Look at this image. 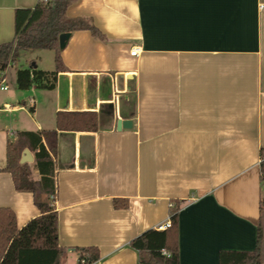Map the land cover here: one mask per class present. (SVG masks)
Masks as SVG:
<instances>
[{"label": "crops", "instance_id": "1", "mask_svg": "<svg viewBox=\"0 0 264 264\" xmlns=\"http://www.w3.org/2000/svg\"><path fill=\"white\" fill-rule=\"evenodd\" d=\"M39 1L0 0V45L14 39L16 10ZM67 16L100 34L70 33L54 90H20L17 66L6 71L0 209L19 230L41 215L5 171L7 146L19 133L57 131L62 264L90 248L93 264H140L131 242L168 222L174 204L180 264L254 250L264 225V0H77ZM42 62L54 71L55 59ZM59 113H95L97 129L58 130ZM119 120L133 127L119 131Z\"/></svg>", "mask_w": 264, "mask_h": 264}, {"label": "trees", "instance_id": "2", "mask_svg": "<svg viewBox=\"0 0 264 264\" xmlns=\"http://www.w3.org/2000/svg\"><path fill=\"white\" fill-rule=\"evenodd\" d=\"M76 1L40 0L34 8L16 10L14 39L0 45V71L16 67L20 53L26 50L52 51L55 59L52 72L40 70L36 65L17 69L18 89L29 90L33 86L43 90L56 88L58 74L65 70L59 47L62 34L90 31L99 36V31L90 20L67 16L68 8ZM57 127L63 131L81 127L96 130L97 115L59 113ZM16 137L7 146L5 171L12 175L17 191L34 195L41 215L19 230L15 214L11 210L0 209V264H62L65 250L58 243V214L55 209L57 131L25 132ZM25 149L34 153L33 164L20 163ZM261 157L264 186V150ZM35 171L39 173V179L34 177ZM261 210L264 212V198ZM179 212L180 207L171 205L169 228L164 231L149 230L131 242V247L139 254L140 264H180ZM263 232V227H260L256 248L252 251H221L219 264H262ZM83 253L87 264L99 259L96 249L90 248Z\"/></svg>", "mask_w": 264, "mask_h": 264}, {"label": "rangeland", "instance_id": "3", "mask_svg": "<svg viewBox=\"0 0 264 264\" xmlns=\"http://www.w3.org/2000/svg\"><path fill=\"white\" fill-rule=\"evenodd\" d=\"M42 59V63L40 64L41 69H47V62L49 60V67H53V59H54V53L52 51H46V50H26L22 51L19 55V62L17 65V69L20 68H29L30 66H34L39 64V59ZM52 65V66H50ZM51 69V68H49ZM11 74H14L15 70L14 68H9ZM264 230V225H263ZM264 234V232H263ZM264 247V237H263V243H262V250Z\"/></svg>", "mask_w": 264, "mask_h": 264}, {"label": "water", "instance_id": "4", "mask_svg": "<svg viewBox=\"0 0 264 264\" xmlns=\"http://www.w3.org/2000/svg\"><path fill=\"white\" fill-rule=\"evenodd\" d=\"M70 36H71L70 33H65L60 36L59 47L61 50H63L66 47ZM132 127H133L132 122L128 120H119L117 123V129L119 131H121L122 129H131ZM34 161L35 159L32 153L28 149L24 150L20 163L21 164H33Z\"/></svg>", "mask_w": 264, "mask_h": 264}, {"label": "built area", "instance_id": "5", "mask_svg": "<svg viewBox=\"0 0 264 264\" xmlns=\"http://www.w3.org/2000/svg\"><path fill=\"white\" fill-rule=\"evenodd\" d=\"M260 9H263V6L260 7ZM140 54V49L138 47H135L132 51H131V56L132 57H138ZM0 90H8V84H7V79H6V71H0ZM35 104L34 99H30L28 102V106L29 107H33ZM6 110H10V106H5ZM11 136L14 137L15 135L13 133H11ZM170 227V221L161 224L159 226H157V230L159 231H164L167 228ZM85 254L82 253V256L80 258L79 264H87L85 261Z\"/></svg>", "mask_w": 264, "mask_h": 264}]
</instances>
